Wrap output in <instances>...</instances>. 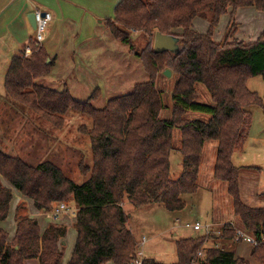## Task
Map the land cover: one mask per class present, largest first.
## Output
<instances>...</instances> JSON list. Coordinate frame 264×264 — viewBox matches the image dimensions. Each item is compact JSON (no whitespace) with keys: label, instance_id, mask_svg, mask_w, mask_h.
<instances>
[{"label":"trees","instance_id":"16d2710c","mask_svg":"<svg viewBox=\"0 0 264 264\" xmlns=\"http://www.w3.org/2000/svg\"><path fill=\"white\" fill-rule=\"evenodd\" d=\"M244 7L264 12V0H122L115 18L105 25L141 59L147 78L136 83L131 93L110 99L103 108L94 106L100 88L81 102L74 98L66 80L60 83V90L37 83L49 77L54 67L42 46L34 42L31 55L25 56L24 50L14 56L5 76L8 104L57 130L65 127L70 113L86 116L89 126L81 127V131L87 133L90 158L87 165L80 161L84 180L77 183L53 162L32 166L23 147L19 151L14 148L16 154L10 155L8 143L0 137V222L8 219L14 198L12 189L3 185L5 180L32 201L38 212L52 214L55 221L73 213L77 239L68 264H133L140 243L129 228L125 199L133 209L162 205L171 213L185 210L183 197L200 189L205 146L215 142L214 178L226 184L241 227L259 237L264 207L253 208L243 202L241 170L234 166L232 156L248 137L250 109L264 108L263 99L247 86L252 78L264 80V30L249 45L239 41L217 43L213 38L220 18ZM196 18L208 20L207 34L193 29ZM132 31L147 37V45L140 51ZM157 33L178 38V53L156 54ZM165 70L177 77L170 119L161 118L166 106L157 88V77ZM200 86L208 92L212 104L198 101ZM189 113L206 119H187ZM175 130L181 134L179 151L183 157L178 180L170 178V156L177 151ZM61 206L66 210L55 217ZM23 209L21 206L17 210L12 241H8L6 231L0 230V264H26L28 260L63 264L68 228L54 223L42 232L37 218L19 217ZM221 233L217 238L203 235L179 239L175 264H250L235 259L233 251L221 246L235 238V227L227 223ZM211 240L214 245L209 247ZM251 256L264 264V244L253 248ZM142 264L163 263L144 256Z\"/></svg>","mask_w":264,"mask_h":264},{"label":"rangeland","instance_id":"374dc122","mask_svg":"<svg viewBox=\"0 0 264 264\" xmlns=\"http://www.w3.org/2000/svg\"><path fill=\"white\" fill-rule=\"evenodd\" d=\"M231 12L232 10L220 18L213 32L214 40L217 43L239 41L245 42L247 45L257 41L264 30V12L254 7L239 8L234 14ZM193 29L199 34H207L210 23L206 19L196 18L193 22ZM101 31L103 39L98 40L99 45L88 49V53L80 55L82 59L77 65L79 70L75 69L74 72L76 78L73 77V79L65 81L69 83L74 98L81 102L87 101L92 93L100 88L99 99L94 104L96 108H103L114 97L131 93L136 83L147 78L141 59L134 56L128 46L119 42L109 29L107 32ZM132 33L136 47L140 51L147 45V37L141 32L132 31ZM164 72H161L157 77V88L163 93L166 106V109L161 113V118L170 119L173 106L172 93L177 77L175 75L166 77ZM52 78L41 79L37 83L60 90L62 81ZM247 86L251 91L257 92L264 102V80L261 77L250 79ZM198 94L199 102L212 104L205 88L198 87ZM250 115L251 126L248 137L243 148L233 153L232 162L241 170L242 190L246 193L245 190L250 192L258 188L256 192H260V196H264V108L252 107ZM186 118L191 120L206 119L205 116L196 113H189ZM84 126H89L86 116L70 113L66 118L65 127L57 130L48 122L39 118L35 119L23 109L21 111L19 108H14L8 104L6 99L0 98V137L4 136L3 139L5 143H8V148H16L19 151L23 147V153L32 166L47 161L53 162L63 168L68 177L77 183L84 180L79 169L80 161L87 165V158H90V154H87L89 145L87 133L81 131V127ZM173 136L174 148L177 151H173L170 156V178L178 180L183 171V157L179 151L181 147L180 131L175 130ZM216 154L217 143L208 142L201 162L200 189L194 195L183 197L187 207L182 213H171L162 205L147 206L131 211L128 209L130 206L126 208L127 213L131 215L130 223L135 228L137 240H146L143 247L146 253L145 258L153 259L158 263L175 264L178 260L176 242L195 234L196 231L193 229L195 223H199L203 227L216 217H220L221 220L232 219L235 222L232 200L227 193V186L214 178ZM13 191L17 190L13 188ZM15 193L18 194V192ZM17 197L13 201L14 209L10 213V222L17 220V206H15ZM126 202L125 199V204H128ZM259 203H256V206H259ZM22 207L26 208L23 205ZM35 212H37L36 209ZM22 214L25 213L22 212ZM45 216L51 219L49 224L61 222V220L55 221L50 213H45ZM71 217L75 220L73 213H71ZM237 220L240 224L239 217ZM40 221H43V218H40ZM218 229L221 227H212V231ZM199 233L203 234L202 231ZM213 234L208 236L211 237ZM76 239V229L69 228L68 242L66 241L67 244L62 250L63 264H68L70 261ZM224 245L222 247H225ZM107 264L115 263L108 262Z\"/></svg>","mask_w":264,"mask_h":264},{"label":"crops","instance_id":"0c3cea01","mask_svg":"<svg viewBox=\"0 0 264 264\" xmlns=\"http://www.w3.org/2000/svg\"><path fill=\"white\" fill-rule=\"evenodd\" d=\"M121 1L122 0H0V98H3V100L6 99L5 76L12 58L20 55L27 47H31L34 43L35 30L30 24L29 15L34 14L36 8L50 13L53 17L47 29L46 39L42 45L47 54L54 61L52 74L49 77H53L52 79L54 80L60 79L61 81H65L71 80L73 77L76 78L74 72L75 69L79 70L77 65L82 59L80 55L88 53V49H93L99 45L98 40L103 39L101 30H105L106 32L108 30L105 21L113 20L115 18V9ZM67 84L69 85L68 82ZM8 149L7 153L10 155L16 154L13 149ZM241 177L240 187L242 184ZM3 185L7 188H11L13 191V188L7 183V181L4 180ZM257 190L258 188H255V190H251L250 192L245 190V193L241 187V197L246 205L253 208L264 207V204L261 205L259 203H264V196H260L261 194L260 192H256ZM15 192L18 191H13V201L15 197L18 196L15 205L17 206V210L22 205L26 207L21 210L25 214H22L20 211V214L18 215H23L22 217L37 218L41 231L44 232L46 228L49 227V221L51 219L46 217L44 213L38 211V213L35 212L33 202H30L29 199L23 197L19 192L18 194ZM13 201L10 205V213L11 210L13 211L14 209V206L12 207ZM256 203H259L260 205L256 206ZM128 206L130 205L125 204V209ZM128 209L131 211L133 208L130 206ZM10 213L6 221L0 222V230L7 232L9 242L15 237L17 225V220L10 222ZM178 213H182V211ZM40 218H43V221H40ZM234 220L235 222L232 219L221 220L220 217H216L205 226L211 225V229L213 226H220L222 228L225 224L230 223L235 227V230L243 229L241 227V222L239 224V221L237 220V216L234 217ZM57 224L66 226L68 230L69 228L74 229L75 220L69 215H63L61 222H58ZM129 228L136 238L135 228L131 226L130 221ZM202 232L203 234H200L199 231H196L195 234L184 238L205 235V231ZM219 232H221V229L213 230V236L215 238L220 237V235H218ZM64 241L66 245L68 242L67 237ZM141 241L142 240H137L138 243ZM213 245L214 242L211 240V242L208 243V246L212 247ZM224 246L234 252L235 259L242 258L250 264H259L252 258L251 254L253 247L249 244L243 242L236 243L233 239ZM142 251L146 257L145 251L143 249ZM26 264L40 263L38 260H28L26 261Z\"/></svg>","mask_w":264,"mask_h":264},{"label":"built area","instance_id":"2783aa9c","mask_svg":"<svg viewBox=\"0 0 264 264\" xmlns=\"http://www.w3.org/2000/svg\"><path fill=\"white\" fill-rule=\"evenodd\" d=\"M34 15L36 18V29H35V37H34V42L39 45L42 46L45 39H46V34H47V29L49 27V24L51 23L53 17L50 13L48 12H44L39 8H36L34 11ZM33 52L31 47H27L25 49V56H29L31 55ZM66 208L65 206H61L60 209H57L54 213V216L57 217L59 214H61L63 211H65ZM193 229L195 231H205V235H211V233H213L211 226H201L199 223H196L193 226ZM221 232L218 233V235L221 236ZM234 241L236 243H247L250 246H252L253 248L258 247V245L260 244H264V226L261 229L260 235L259 237H255L252 236L250 234H248L244 229H236V233H235V238ZM146 243V240H142L140 242V250L136 253V257L134 259L133 264H142L143 262V258H144V254H143V247ZM201 256V254H200Z\"/></svg>","mask_w":264,"mask_h":264},{"label":"water","instance_id":"95a60500","mask_svg":"<svg viewBox=\"0 0 264 264\" xmlns=\"http://www.w3.org/2000/svg\"><path fill=\"white\" fill-rule=\"evenodd\" d=\"M29 21L32 28L36 29V18L34 14L29 15ZM179 51V39L173 35H163L161 33L156 34L155 43H154V52L156 54L170 52L173 54L178 53ZM166 77H171L172 72L166 70L164 72Z\"/></svg>","mask_w":264,"mask_h":264}]
</instances>
